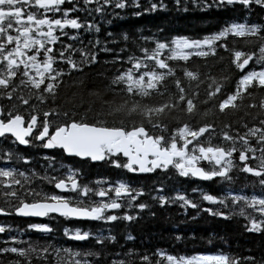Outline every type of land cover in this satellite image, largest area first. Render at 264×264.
<instances>
[{
  "label": "snow or ice",
  "instance_id": "1",
  "mask_svg": "<svg viewBox=\"0 0 264 264\" xmlns=\"http://www.w3.org/2000/svg\"><path fill=\"white\" fill-rule=\"evenodd\" d=\"M131 2L140 7L138 0ZM175 2L177 6L181 4V0ZM82 3L85 9L93 5L91 11L101 16L106 9L128 6L127 0ZM234 3L246 10L251 5L264 8V0H214L215 6ZM65 4L71 6L64 7ZM211 6L203 0V7ZM157 8H165L162 0L151 2L143 10ZM81 10L74 0H0V141L8 144L0 147V214L49 218L59 215L65 219L111 222L133 221L139 211L150 209L149 204L138 200L144 188L132 187L122 179H97L90 182L95 185L92 187L82 181L81 170L71 165L52 169L57 175H40L34 167L21 169L18 165H30L33 157L14 150V146L39 145L131 173L167 174L174 170L181 177L217 178L229 184L233 171L251 174L260 186L259 194L244 195L232 188L219 196L203 192L200 199L219 207L200 211L225 219L232 214L243 216L245 231L264 234V118H260L264 117V96L257 102L253 95L254 91L264 92V23L228 22L218 31L200 37H141L145 43L150 41V46L136 45L132 50L121 47L113 52L103 47L101 51L113 52L111 63L120 66L106 85L107 94L121 97L120 102L113 104L103 93H93L99 110L85 107L82 114L71 115L57 109L58 89L65 76L97 62L95 49L101 44L98 38L89 41L90 48L61 41V37L78 39V34L69 35L67 30L99 32L97 23L76 15ZM230 35L234 38L231 47L227 42ZM235 38H243L255 50L238 48ZM120 39L127 42L128 34L122 33ZM218 49L228 54L237 77L212 76L187 63L193 56L205 62L209 57L216 58ZM205 81L201 94L200 84ZM169 82L175 92L167 87ZM48 102L51 107H38ZM213 111L221 115L244 112L251 117L252 126L241 123L245 130L240 132L233 123L217 125L206 119ZM42 159L49 168L56 161L55 156L47 154ZM40 183L53 190L44 191L37 186ZM93 196L98 199L93 200ZM151 198L161 207L179 203L185 210L198 208L184 192L165 195L162 184L156 186ZM26 227L40 233L54 231L49 223H29ZM9 232L10 226L0 223V233ZM63 234L75 241L92 238L100 246L116 241L114 235H96L78 227H64ZM0 243L5 245L0 247V256L10 253L18 257L7 264H97L102 254L51 244L34 246L16 235H8ZM20 244L27 246H10ZM124 256L126 259L114 258L108 264H264L255 257L226 252L186 255L156 249L152 254H141L128 249Z\"/></svg>",
  "mask_w": 264,
  "mask_h": 264
},
{
  "label": "trees",
  "instance_id": "2",
  "mask_svg": "<svg viewBox=\"0 0 264 264\" xmlns=\"http://www.w3.org/2000/svg\"><path fill=\"white\" fill-rule=\"evenodd\" d=\"M74 2L77 7L82 9L76 15L81 20H92L97 23L100 30L99 32L94 30L89 32L81 29L78 30V33L77 30H67L69 35L78 34V39L69 41L65 37H61V41L90 48L89 41H95L98 38L101 44L97 45L95 49L97 51V62L86 66L83 71H73L65 76L62 85L58 89L56 107L58 110L69 111L71 115L82 114L85 107L99 110L93 93H103L104 98L111 100L113 104L120 102L121 97L108 95L106 90V85L111 76L120 67L111 63L113 52L118 51L121 47L132 50L136 45L150 46L151 42L145 43L141 40V37L170 38L175 35L200 37L218 31L228 22L244 20L248 23H264V8L260 6L251 5L247 10L237 3L215 6L214 0H207V3L213 5L211 7H203V0H196V2L194 0H181L179 6H177L175 0H162L165 8H157L155 11L147 12L143 9L148 7L151 2H156V0H138L139 8L135 7L131 0H127V7L124 9H106L103 16L91 11L93 5H88L85 9L82 0H74ZM69 6L71 4L64 5V7ZM135 12L141 14L137 16L134 14ZM107 33L112 35L108 36ZM122 33L128 34L129 39L127 42L120 39ZM233 39L231 35L227 38L230 47ZM105 40L108 41L106 45L104 44ZM234 42L242 50H255L253 45L247 44L243 38H235ZM103 47L111 48L113 52L101 51L100 49ZM219 57H223V60L221 61ZM187 63L190 67L199 68L202 73L207 72L212 76L219 77L226 74L230 77H237V70L229 63L228 54L219 49L216 58L209 57L205 62L204 58L193 56ZM177 76H180L179 71H177ZM206 84L207 81L200 84L201 94L204 92ZM167 87L170 91L175 92L171 82L168 83ZM185 87H187L186 83ZM253 95L258 102L259 98L264 96V92L254 91ZM51 106V102L44 105L38 104V107L43 109ZM203 110L204 107L202 106L201 111ZM91 114V111H89L88 115L91 116ZM206 119L221 126L224 122L233 123L240 132L245 130L240 127L241 123H247L249 127L253 123L251 117L245 115L244 112L221 115L213 111ZM0 147H8L7 142H0ZM14 150L33 157L30 165L19 164L18 166L21 169L34 167L40 175H44L45 172L49 175H57V172L52 171V169H59L60 165H71L81 170L83 182L88 178L94 180L107 178L113 181L128 177L131 179L142 178L140 181L143 185L138 184V187L144 188V195L138 197V200L149 204L150 209L139 211L137 218L133 221L117 220L111 222L65 219L59 215H53L44 220L19 217L15 213L0 215V223L10 226L9 233H0V241L7 240L8 235H16L21 240L32 242L34 246L51 244L54 247L100 251L102 254L98 258L97 264H108L114 258L126 259L124 253L128 249L136 250L141 254H152L156 249L186 255L226 252L234 256L255 257L257 262L264 260V234L245 231L246 220L243 216L232 214L225 219L200 211L202 208L219 207V205H212L210 202L200 199L203 192L219 196L232 188L245 195L259 194L260 186L251 174L233 171L231 184L217 178L201 180L193 177H181L174 170L167 172V174L156 171L134 175L125 169H119L104 162H93L88 159L68 156L59 150L42 149L39 145L32 147L15 145ZM45 154L56 158L51 168H49V163L42 159ZM60 171H63V169H60ZM161 184L164 186L165 195H173L177 191L184 192L189 199L198 204V208L188 207L185 210L180 207L179 203L161 207L151 198L156 186ZM37 186L44 191L53 190L52 186L44 183ZM193 189H197V191H193ZM2 205L3 201L0 200V206ZM235 211H238V209ZM246 211L255 215L251 212V209ZM116 214L119 215V211ZM257 218L259 217L257 216ZM29 223H49L54 231L52 233H40L28 230L26 226ZM64 227L87 229L96 235L103 234L107 236L111 234L116 237V241H106L100 246L96 245L92 238L87 241L71 240L69 237L64 236ZM20 229L24 230L23 233L18 231ZM129 235L133 237L132 240L126 239ZM177 236H180L181 239H176ZM4 246L3 243H0V247ZM10 246L26 247L27 245ZM117 253H119V256L116 255ZM15 259H18V257L14 254H4L0 256V264H7V262ZM153 264H155L154 261ZM241 264H251V262L241 261Z\"/></svg>",
  "mask_w": 264,
  "mask_h": 264
},
{
  "label": "flooded vegetation",
  "instance_id": "3",
  "mask_svg": "<svg viewBox=\"0 0 264 264\" xmlns=\"http://www.w3.org/2000/svg\"><path fill=\"white\" fill-rule=\"evenodd\" d=\"M0 142L5 143L6 141H0ZM202 166H203V165H202ZM132 174H134V175H143V174H139V173H132ZM144 174H146V173H144ZM81 177H82V176H81ZM82 178H83V177H82ZM120 179L129 182V183L131 184V186H132V187H135V188H139V187H138V184L143 185V183L140 181L142 178L131 179L130 177H128V178H119L118 180H120ZM92 181H95V180L92 179V178H88V179H86V181H84V182H85V183H89L90 186H92V187H95V185H93V184L90 183V182H92ZM110 181H113V180H110ZM101 186H104V185H101ZM92 199H93V200H96V199H98V198L95 197V196H93ZM46 218H47V217H46ZM44 219H45V218H44ZM44 219H40V220H44ZM85 221H88V220H85ZM90 222H91V221H90ZM92 222H93V221H92Z\"/></svg>",
  "mask_w": 264,
  "mask_h": 264
},
{
  "label": "water",
  "instance_id": "4",
  "mask_svg": "<svg viewBox=\"0 0 264 264\" xmlns=\"http://www.w3.org/2000/svg\"><path fill=\"white\" fill-rule=\"evenodd\" d=\"M23 146V145H22ZM47 150H50V149H47ZM79 158V157H78ZM139 174H143V173H139ZM198 179V178H197ZM0 215H3V214H0ZM18 216V215H17ZM19 217H24V216H19ZM34 218H40V219H42V218H45V217H34ZM91 221H96V220H91Z\"/></svg>",
  "mask_w": 264,
  "mask_h": 264
},
{
  "label": "bare ground",
  "instance_id": "5",
  "mask_svg": "<svg viewBox=\"0 0 264 264\" xmlns=\"http://www.w3.org/2000/svg\"><path fill=\"white\" fill-rule=\"evenodd\" d=\"M241 191V190H240ZM244 192V191H243ZM246 193V192H245ZM243 194V193H242ZM245 195V194H244Z\"/></svg>",
  "mask_w": 264,
  "mask_h": 264
}]
</instances>
